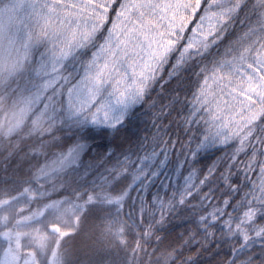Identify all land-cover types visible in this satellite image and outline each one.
<instances>
[{"label":"snow or ice","instance_id":"snow-or-ice-1","mask_svg":"<svg viewBox=\"0 0 264 264\" xmlns=\"http://www.w3.org/2000/svg\"><path fill=\"white\" fill-rule=\"evenodd\" d=\"M44 7L52 46L21 41L0 71V103L13 93L41 135L28 153L36 183L68 189H32L47 201L45 230L64 239L107 213L156 240L157 264H264V0ZM69 172L74 186L55 185Z\"/></svg>","mask_w":264,"mask_h":264},{"label":"trees","instance_id":"trees-1","mask_svg":"<svg viewBox=\"0 0 264 264\" xmlns=\"http://www.w3.org/2000/svg\"><path fill=\"white\" fill-rule=\"evenodd\" d=\"M48 2L50 0H0V71L6 61L15 56L21 41L26 40L30 34L34 38V45L48 43L49 47L52 46L54 38L50 35L51 30L49 29L48 35L43 31L47 15L44 5ZM57 23L58 21L53 19V24ZM14 99L15 95L9 92L3 103H0V206L16 197H27V207L20 208L15 215V228L22 221L35 219L47 208V201L40 199L32 189H52V199L68 194V189L66 187L65 191L56 190L54 185L47 181H42L43 187H40L34 180L38 167L37 158L28 153L39 149L42 143L41 135L32 127L31 119L27 115L21 116L13 108ZM143 119L148 122L147 126L150 128L152 116L147 110ZM48 139L44 137L43 143L46 144ZM69 143L71 142L65 140L64 146L67 147ZM55 151V147H48V156L51 157ZM38 159L42 164L46 158L40 155ZM90 159H98V156H86L85 162ZM212 159L214 157H208L205 163H211ZM94 177L95 173L79 182H90ZM78 179L77 175L69 172L56 179L55 185H59L63 180L66 185L74 186ZM120 188L121 185H114L113 191L118 193ZM106 216L107 213L89 214L78 226L75 225L71 236L64 239L57 237L53 252L55 264H157L160 248L155 239L145 242L135 229L129 228L127 224L108 220ZM176 223L179 224V221ZM182 230L177 227L176 235ZM10 248L17 254L13 240ZM223 251L226 252L227 248ZM204 260L211 261L212 256L206 255Z\"/></svg>","mask_w":264,"mask_h":264},{"label":"rangeland","instance_id":"rangeland-1","mask_svg":"<svg viewBox=\"0 0 264 264\" xmlns=\"http://www.w3.org/2000/svg\"><path fill=\"white\" fill-rule=\"evenodd\" d=\"M27 205L25 196L0 206V264H55L53 252L57 236L45 230L51 219L48 207L35 219L22 221L14 228L16 213ZM11 240L17 254L10 248Z\"/></svg>","mask_w":264,"mask_h":264}]
</instances>
